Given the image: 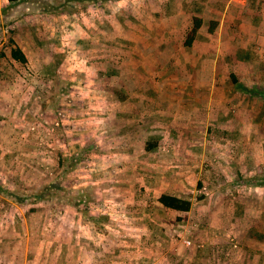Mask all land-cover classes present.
Instances as JSON below:
<instances>
[{"label": "rangeland", "instance_id": "1", "mask_svg": "<svg viewBox=\"0 0 264 264\" xmlns=\"http://www.w3.org/2000/svg\"><path fill=\"white\" fill-rule=\"evenodd\" d=\"M162 1L26 0L13 10L0 6V209L14 203L30 216L16 244L26 239L20 244L29 250L44 245L35 234L38 211L51 220L97 211L107 222L115 212L116 228L101 239L128 263L221 264L230 251L242 264L238 241L242 218L249 215L247 200L264 197V44L236 40L220 46L219 58L210 57V45H197L208 51L202 58L186 44L170 51L158 35L163 27L155 23L164 15L150 14ZM254 25L244 28L253 34L250 40L253 30L264 31ZM20 39L31 43L25 62L13 57ZM232 74L248 91L232 83ZM28 87L37 92L29 90L33 95L23 105L21 89ZM130 162L136 166L120 185L116 168ZM180 171H190L183 188L175 185ZM146 173L156 179H142ZM249 181L261 183L253 195ZM162 190L189 200L190 211L158 206ZM118 196L125 202L114 203ZM133 197L137 203H129ZM228 215L241 218L240 237L227 236ZM70 235L64 228L58 239L68 244ZM106 253L105 264H114Z\"/></svg>", "mask_w": 264, "mask_h": 264}, {"label": "crops", "instance_id": "2", "mask_svg": "<svg viewBox=\"0 0 264 264\" xmlns=\"http://www.w3.org/2000/svg\"><path fill=\"white\" fill-rule=\"evenodd\" d=\"M21 4L16 7H19ZM9 5L10 4L7 0H0V6L7 8ZM250 5L253 7H247ZM150 11V14L152 13V15H155L156 13H162V15H164L162 16L163 19H160L161 23H155L163 27L164 31L161 33L159 32L158 35L161 36V41L168 45L167 47L170 51L175 50V48L172 47L174 44H180L182 46L186 44L194 27V20L200 21V27L195 33L190 47H194L195 50L200 52L197 53L200 55L199 58H202L203 54L206 55L208 53V51H200L197 47L199 44L207 47L210 45L211 48L215 49V51H211L212 55L210 57L218 56V58L220 57V54H223L221 53L220 46L235 44L234 41L236 40L237 42L242 40L244 44H251L250 42L264 44V31L253 30V33H256V36L254 39L250 40V35L253 34L250 33V30L248 33H245L246 31L244 30V28L256 29L254 23L259 24V28L264 25V22H262L264 19V4L260 3V0H163L162 8L160 10H155V7H152ZM241 28L243 30L242 33H235ZM31 42L33 43L34 41L31 39ZM17 43L22 54L25 56L26 60H28L29 55L27 51L31 43L29 41H23L22 39ZM232 51L234 52L232 57L235 58L237 56V51H234V47L231 52ZM29 90L37 92L36 87L21 89V92L23 93V105H25L24 102H27L25 97L30 92ZM30 93L33 95L32 92ZM38 98L39 97L36 94L34 101L37 102ZM12 100H14L12 102H15L16 99ZM129 155L138 156L137 150L129 149ZM120 156L123 155L120 154ZM135 166L136 164L133 165L131 162L128 165L117 166L116 179L119 180L118 182H120V185L123 181L128 182L127 173H131ZM258 171L260 170L258 169ZM180 172L179 175L181 177L179 178V181L175 183L177 188L184 187L185 178L189 177L188 175L190 173V171L185 173H183L184 171ZM163 173L166 174V171ZM155 176L156 175L154 174L146 173L145 177L142 179L147 180V182L148 180L154 181L156 179ZM132 178L133 176L131 175L129 181H133ZM167 181L168 178L163 176L161 178L162 186L167 185ZM259 184L261 183L256 182L254 184L249 181L247 184L248 186H246L250 189L248 194L253 195V189L261 187ZM163 194L176 196L162 190L156 199V204L161 207L163 206L158 199ZM254 197L255 196L253 195V197H249L247 200L248 202L246 201L247 206L249 207V215L244 214V217L242 218L246 223L243 225L244 234H242L241 237L238 233V223H236V221L241 218H238V216L236 217L235 215H228L226 219L231 225L228 226L229 233L227 236L233 234L240 237L238 241L240 244L239 249H243V254L246 257V259L245 257H242V264H264V197H258V200ZM127 200L128 199H126V201ZM137 200H139L137 197H133L132 199H129V203H137ZM95 202L99 203V201H92L93 204H95ZM113 202L116 204H122L125 200L122 196H118ZM92 203L90 202L89 204L90 207L93 208L94 205H91ZM7 204L8 206L0 209V264H28V257H31L30 264H53L55 261H62L67 264H105L106 256L108 255L106 252H109V257L113 260L112 263L114 264L133 263H128L126 259L123 258L124 256L120 254L119 250L114 249L110 251L107 245L102 241L103 239H101V235L106 229H111L113 227L116 228L115 221L117 214H115V212L109 213V216H111V222H107V219H105V217H100L97 211H89L86 214L75 211L72 213V216L57 215V217L54 219L52 218V220L49 219V214L46 212L38 211L35 216L38 215L39 221L33 220L35 223V234L39 233L41 235L39 241L43 240L44 245L36 246L34 250H29L26 249L25 243L20 244L23 241L25 242L26 239H20L18 244H16L13 239H15L16 236L21 237L20 234L22 231H28L30 222L28 219H30V216L27 215L26 211L21 206L11 203L14 205L12 210L10 209L9 203ZM129 214L130 216H133L132 211H130ZM249 216H252L253 219ZM52 221L55 223H52ZM64 228L71 232L68 244H64V242L62 243L58 239L59 235H63ZM132 231H134V229H132ZM98 236L99 241L97 240ZM94 240L95 242H91ZM230 254V251L225 253V257L230 259L221 264H240L238 261L239 259L235 256L231 257ZM31 259H34V262ZM182 264H187V261L184 259Z\"/></svg>", "mask_w": 264, "mask_h": 264}, {"label": "trees", "instance_id": "3", "mask_svg": "<svg viewBox=\"0 0 264 264\" xmlns=\"http://www.w3.org/2000/svg\"><path fill=\"white\" fill-rule=\"evenodd\" d=\"M8 3L10 4L9 5V9H14L16 6H18L19 4H21L22 2L26 1V0H7ZM49 12H52V13H56L58 10L55 9V10H48ZM6 13L8 11H5ZM200 27V21L198 20H194V27L192 29V32L190 33L189 37H188V41L186 42V46H191L192 44V39L195 35V33L197 32V30L199 29ZM13 57L16 59V60H20L21 62H25L26 58L25 56L22 54V51L17 49V50H14L13 51ZM233 84L242 89V90H245V91H248V88L242 84L239 79L237 78V76L235 74H232L230 76ZM153 148L152 146L148 149H151ZM158 201L160 202V204L166 208V209H169V210H175V211H180V212H189L190 209H191V202L189 200H186V199H183V198H179V197H176V196H172V195H168V194H163L159 199Z\"/></svg>", "mask_w": 264, "mask_h": 264}, {"label": "built area", "instance_id": "4", "mask_svg": "<svg viewBox=\"0 0 264 264\" xmlns=\"http://www.w3.org/2000/svg\"><path fill=\"white\" fill-rule=\"evenodd\" d=\"M188 231H190V229H188ZM232 242H233V241H232ZM183 243L185 244L186 247H191L192 244H193L192 240H190V239H185V240L183 241ZM234 247L237 248V244H234Z\"/></svg>", "mask_w": 264, "mask_h": 264}]
</instances>
